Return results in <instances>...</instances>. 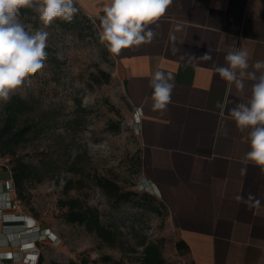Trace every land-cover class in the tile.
<instances>
[{
  "label": "crops",
  "instance_id": "crops-1",
  "mask_svg": "<svg viewBox=\"0 0 264 264\" xmlns=\"http://www.w3.org/2000/svg\"><path fill=\"white\" fill-rule=\"evenodd\" d=\"M76 3L99 33L108 0ZM150 27L151 43L119 56L108 51L138 116L140 185L164 207L181 264H264V171L242 162L251 129L241 131L227 114L248 102L255 81L246 77L241 90L215 70L236 47L247 50V71L259 76L253 66L264 62V0H172ZM208 51L212 60L199 59ZM157 71L174 85L163 113L152 108ZM9 178L0 172V264H20L34 259L35 239L8 207Z\"/></svg>",
  "mask_w": 264,
  "mask_h": 264
},
{
  "label": "rangeland",
  "instance_id": "rangeland-1",
  "mask_svg": "<svg viewBox=\"0 0 264 264\" xmlns=\"http://www.w3.org/2000/svg\"><path fill=\"white\" fill-rule=\"evenodd\" d=\"M74 7L70 21L56 18L46 25L35 7L17 18L29 34L48 33L43 67L11 97L28 106L19 120L30 128L26 141L14 156H0L9 166L20 160L31 167L21 195L15 193L19 215L35 226L30 233L37 264H142L148 244L158 247L165 264H181L164 207L140 185L134 113L115 62L76 0ZM7 103L0 102V125ZM54 177L70 180V188L54 186ZM98 183L115 185L116 195L127 196L108 197ZM71 200L76 210L97 212L107 239L66 222L65 203Z\"/></svg>",
  "mask_w": 264,
  "mask_h": 264
},
{
  "label": "clouds",
  "instance_id": "clouds-1",
  "mask_svg": "<svg viewBox=\"0 0 264 264\" xmlns=\"http://www.w3.org/2000/svg\"><path fill=\"white\" fill-rule=\"evenodd\" d=\"M172 0H108L99 17L101 31L98 33L113 56H119L123 49L151 43L156 33V24L167 12ZM35 7L44 24L56 18L70 21L77 9L74 0H42L39 6L33 0H0V102L7 103L27 77L37 73L46 59V40L48 33L36 31L29 34L18 22L21 8ZM199 59L210 61L208 52ZM226 66H217L219 76L234 83L238 89L245 87L244 79L255 81L247 103H238L228 109L227 114L241 130L249 132L250 150L245 154L243 163L249 162L264 171V62L253 67L259 71L249 72V53L246 49L233 47L225 56ZM171 77L157 71L151 81L152 108L164 112L172 102L174 85ZM30 83V81H29Z\"/></svg>",
  "mask_w": 264,
  "mask_h": 264
},
{
  "label": "trees",
  "instance_id": "trees-1",
  "mask_svg": "<svg viewBox=\"0 0 264 264\" xmlns=\"http://www.w3.org/2000/svg\"><path fill=\"white\" fill-rule=\"evenodd\" d=\"M25 14H31L30 8H21L17 18H22ZM27 110L28 106L26 102L18 97H13L4 106L3 119L0 125V156H14L16 149L26 141L30 128L26 124L19 126V120ZM9 169L15 192L19 196L22 193L24 181L31 175V167L23 161L16 160L11 166H9ZM52 183L54 186L64 190L70 188V180L68 179L60 181L58 177H54ZM98 186L108 197L116 199L121 198L124 200L127 196L125 194L116 195L115 192L118 193L117 187L115 185H110V183H98ZM65 206H67L68 209L65 215L66 222L83 225L87 232H94L99 238L104 240L109 237H106V235H109L110 233L100 224L95 210H76L77 203L75 200L65 203ZM141 263L165 264L158 247L153 244H148L143 248Z\"/></svg>",
  "mask_w": 264,
  "mask_h": 264
},
{
  "label": "built area",
  "instance_id": "built-area-1",
  "mask_svg": "<svg viewBox=\"0 0 264 264\" xmlns=\"http://www.w3.org/2000/svg\"><path fill=\"white\" fill-rule=\"evenodd\" d=\"M137 122H138V116H135L134 117V123L136 124ZM2 171H5L10 175V178L6 181V192H7V194L12 195V197L10 199H8V207L13 211L18 212L19 208H20L21 201L16 196L13 181L11 179L10 169H9V166L6 162H0V172H2ZM18 217H20V219H22L23 227L26 229L27 232H30L33 230V228L35 226L29 225V221H30V220H28L29 218H27L25 216H21V215H19ZM32 251L35 255L34 259L26 256L27 258L23 260L25 264H37L38 255H37V253H35L34 249H32Z\"/></svg>",
  "mask_w": 264,
  "mask_h": 264
},
{
  "label": "snow or ice",
  "instance_id": "snow-or-ice-1",
  "mask_svg": "<svg viewBox=\"0 0 264 264\" xmlns=\"http://www.w3.org/2000/svg\"><path fill=\"white\" fill-rule=\"evenodd\" d=\"M29 223H31V221H29ZM53 239H54V237H53Z\"/></svg>",
  "mask_w": 264,
  "mask_h": 264
}]
</instances>
